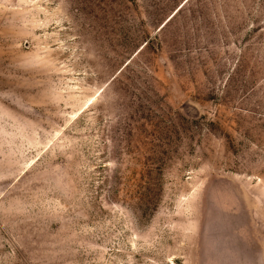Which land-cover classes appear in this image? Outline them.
<instances>
[{
    "label": "rangeland",
    "instance_id": "1",
    "mask_svg": "<svg viewBox=\"0 0 264 264\" xmlns=\"http://www.w3.org/2000/svg\"><path fill=\"white\" fill-rule=\"evenodd\" d=\"M0 264H264V0H0Z\"/></svg>",
    "mask_w": 264,
    "mask_h": 264
}]
</instances>
